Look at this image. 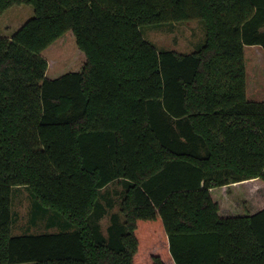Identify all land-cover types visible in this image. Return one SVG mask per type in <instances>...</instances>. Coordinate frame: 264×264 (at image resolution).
Here are the masks:
<instances>
[{"label": "trees", "instance_id": "trees-1", "mask_svg": "<svg viewBox=\"0 0 264 264\" xmlns=\"http://www.w3.org/2000/svg\"><path fill=\"white\" fill-rule=\"evenodd\" d=\"M22 6L0 36V264H264V101L245 65L264 0H0V16ZM195 20L189 54L142 33ZM69 31L86 63L49 78L42 53ZM238 183L257 213L240 214ZM112 184L124 222L106 237ZM22 186L62 230L12 235Z\"/></svg>", "mask_w": 264, "mask_h": 264}, {"label": "rangeland", "instance_id": "rangeland-1", "mask_svg": "<svg viewBox=\"0 0 264 264\" xmlns=\"http://www.w3.org/2000/svg\"><path fill=\"white\" fill-rule=\"evenodd\" d=\"M32 16L33 8L30 6L13 7L7 10L4 15L0 16V36L7 35L6 32L9 27L11 30H17ZM142 33L144 38L158 50H170L182 54L197 51L205 44L206 40V27L201 20L149 25L142 27ZM42 54L49 65L47 76L52 79L68 72L81 71L86 63L85 55L79 50L75 37L70 31ZM245 65L247 96L249 100L263 102L264 50L259 46H247L245 48ZM121 190L122 187L119 184H112L102 192V196L107 197L113 203V206L107 209L105 217L98 221L101 232L106 237L113 214H119L122 222H124V217L120 214V198L117 194ZM232 190V195L239 204L241 215L254 214L261 209L254 200L249 198L250 189L248 186L238 183ZM217 191L219 190L215 192ZM214 195L217 198V195ZM35 211L34 199L29 189L24 186L15 187L12 191V213L14 214L12 235L41 234L62 230L61 225L51 227L52 219H55V223L59 222L56 218L59 217L58 214L55 212L35 213Z\"/></svg>", "mask_w": 264, "mask_h": 264}, {"label": "crops", "instance_id": "crops-1", "mask_svg": "<svg viewBox=\"0 0 264 264\" xmlns=\"http://www.w3.org/2000/svg\"><path fill=\"white\" fill-rule=\"evenodd\" d=\"M247 47V46H246ZM249 47V46H248ZM252 47V46H251ZM260 47V46H259ZM262 48V47H261Z\"/></svg>", "mask_w": 264, "mask_h": 264}]
</instances>
